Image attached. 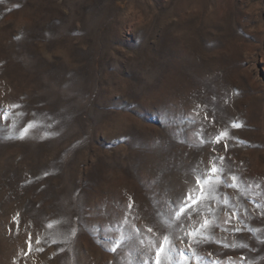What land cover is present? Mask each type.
Returning <instances> with one entry per match:
<instances>
[{
	"label": "rangeland",
	"instance_id": "obj_1",
	"mask_svg": "<svg viewBox=\"0 0 264 264\" xmlns=\"http://www.w3.org/2000/svg\"><path fill=\"white\" fill-rule=\"evenodd\" d=\"M0 110V264H264V0H3Z\"/></svg>",
	"mask_w": 264,
	"mask_h": 264
},
{
	"label": "snow or ice",
	"instance_id": "obj_2",
	"mask_svg": "<svg viewBox=\"0 0 264 264\" xmlns=\"http://www.w3.org/2000/svg\"><path fill=\"white\" fill-rule=\"evenodd\" d=\"M0 2H3V0H0ZM11 107H19V105H13ZM0 115H2L4 118H7L9 113L4 111V110H0ZM21 115H22V113H21ZM33 126H34L33 124L29 123L27 125V127H25L23 130L24 134H27L28 129L33 127ZM232 127L233 128H240V127H242V125H240L239 123L233 122ZM227 137H228V132H227V129H225L224 131L220 132L215 137V140L212 142L219 143L222 138H227ZM21 138H23V136H21ZM225 147H227L226 144H225ZM220 159H223V157H221ZM222 172H223L222 169H219L215 165H213L211 167V169L209 170V172L207 174H205L203 177L197 176L195 178V184L199 187L194 188L191 192H189L185 195H182L176 201L173 202L174 207L177 209L176 218H177L178 224H182L184 221H187L190 218H193L194 215L199 216L202 206H205L204 200L205 199H214V197L212 196V193L217 192V190L221 186V184H223L226 187L238 188V183H237L238 177L235 175H232L231 176V183H229L227 178L222 177ZM201 181H203V183H201ZM195 191H200L203 199L201 197H196L194 195ZM223 203L225 205H228V201L226 199L223 201ZM128 207L131 208L132 205H129ZM233 217H235V212H232L231 214L225 213V218L223 219V222L229 223V222H231ZM197 223H200L199 220H196L193 218L192 224L194 225ZM212 226L213 225H210V222L208 221V219L205 218L203 220V223L200 224V227L196 229L195 233H187V234L194 236V235L200 233L201 228L204 229L205 231H208V229ZM148 231L151 232L152 229L149 228ZM235 231L239 232L240 229L236 228ZM210 239H211L210 236H205L203 239H201L197 242L198 243H205V242H208ZM114 243L117 246L109 249L112 252H116L117 247L119 246L118 241H115ZM166 245H169V240H168L167 236L164 237L163 243L160 245L159 249L157 250L156 264H163V260L161 259L160 254L165 251ZM227 246L228 245H225V247H227ZM231 246L236 247L237 245H231ZM241 246L246 247V245H241Z\"/></svg>",
	"mask_w": 264,
	"mask_h": 264
}]
</instances>
